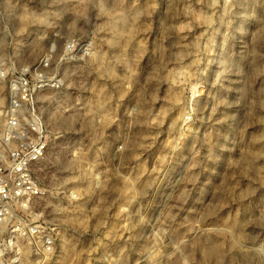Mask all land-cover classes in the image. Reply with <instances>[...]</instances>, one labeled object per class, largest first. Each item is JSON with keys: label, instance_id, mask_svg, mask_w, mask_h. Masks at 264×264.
Wrapping results in <instances>:
<instances>
[{"label": "rangeland", "instance_id": "1", "mask_svg": "<svg viewBox=\"0 0 264 264\" xmlns=\"http://www.w3.org/2000/svg\"><path fill=\"white\" fill-rule=\"evenodd\" d=\"M45 59L54 246L0 264H264V0H0V124Z\"/></svg>", "mask_w": 264, "mask_h": 264}, {"label": "built area", "instance_id": "2", "mask_svg": "<svg viewBox=\"0 0 264 264\" xmlns=\"http://www.w3.org/2000/svg\"><path fill=\"white\" fill-rule=\"evenodd\" d=\"M48 66L45 59L34 75H12L0 124V227L10 223L12 238L31 239L44 253L53 249V229L45 222H33L31 217L44 194L38 169L49 149L39 96L58 86Z\"/></svg>", "mask_w": 264, "mask_h": 264}, {"label": "bare ground", "instance_id": "3", "mask_svg": "<svg viewBox=\"0 0 264 264\" xmlns=\"http://www.w3.org/2000/svg\"><path fill=\"white\" fill-rule=\"evenodd\" d=\"M212 252V251H211ZM214 254V253H213Z\"/></svg>", "mask_w": 264, "mask_h": 264}]
</instances>
